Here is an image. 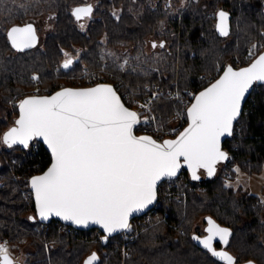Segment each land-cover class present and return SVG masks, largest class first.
Returning <instances> with one entry per match:
<instances>
[{
  "label": "trees",
  "instance_id": "trees-1",
  "mask_svg": "<svg viewBox=\"0 0 264 264\" xmlns=\"http://www.w3.org/2000/svg\"><path fill=\"white\" fill-rule=\"evenodd\" d=\"M177 1L99 0L83 29L72 15L82 0H0V238L18 246L31 245L34 250L28 264H82L91 254L97 255L96 264L124 262L122 234L105 241L107 235L99 228L77 229L58 219L40 221L29 180L52 160L40 140L30 141L27 149L2 145L4 133L15 126L19 115L16 101L29 95L36 81L51 88L45 93H52L59 85L56 65L67 74L85 65L99 69L108 60L109 75L119 79V91L131 104L124 93L128 89L134 91L132 96H140L141 89L160 81L197 93L227 65L249 64L264 50L246 61L248 47L262 36L263 0H190L174 11ZM114 9H121L120 14ZM221 10L231 17L227 36L217 30ZM42 13L50 15L54 24L43 46L38 43L23 51L12 48L7 27ZM150 35L159 45L165 44L147 53ZM68 53L74 62L66 70L62 65ZM34 76L38 79L33 80ZM178 106L181 103L175 99L157 100V109L165 113ZM224 147L230 155L219 173L193 180L183 170L161 183L159 210L165 219L145 227L130 241L132 250L124 264H226L193 239L207 236V218L231 230L228 244L217 239L215 250L227 251L236 263L264 264V200L242 184L227 185L223 180L225 171L236 175L239 169L247 173L264 170V82H256ZM23 188H29V195Z\"/></svg>",
  "mask_w": 264,
  "mask_h": 264
},
{
  "label": "snow or ice",
  "instance_id": "snow-or-ice-1",
  "mask_svg": "<svg viewBox=\"0 0 264 264\" xmlns=\"http://www.w3.org/2000/svg\"><path fill=\"white\" fill-rule=\"evenodd\" d=\"M92 12L88 5L75 8L72 15L79 21ZM218 17L217 30L227 36L228 14L220 11ZM7 38L17 51L34 47L37 39L31 24L12 27ZM152 47H157L155 42ZM72 64V59H66L62 67L68 69ZM255 82H264V54L249 67L234 70L228 66L215 83L194 97L187 109L189 126L177 139L162 144L150 136L133 134L140 123L138 113L125 107L109 85L30 96L20 102L19 118L4 133L3 143L27 149L30 141L42 139L50 149L51 166L30 181L42 220L54 215L78 225L96 224L111 235L130 230L129 217L153 203L158 181L174 177L181 159L193 180L200 179L199 169L208 177L215 174L217 163L228 159L221 150V137L232 135L241 102ZM207 224V236L193 239L212 257L236 264L227 251L213 247L217 239L227 245L230 230L211 218ZM96 260L92 254L85 264ZM0 264H12L6 242L0 244Z\"/></svg>",
  "mask_w": 264,
  "mask_h": 264
},
{
  "label": "rangeland",
  "instance_id": "rangeland-1",
  "mask_svg": "<svg viewBox=\"0 0 264 264\" xmlns=\"http://www.w3.org/2000/svg\"><path fill=\"white\" fill-rule=\"evenodd\" d=\"M82 1H83L82 7H85V6H88V5H91L92 7H95L99 3V0H82ZM189 1L190 0H179V1H177L176 3L173 4L174 11H177L179 8L186 7L188 5ZM263 3H264V0H263ZM114 11L118 15V14H120L121 9H114ZM92 16H93V14H91L90 17H82L79 20V22H78L79 25L83 29H85L88 26ZM28 21H33V22L36 23L37 33H38V36H39V38H38L39 42L38 43L41 46H43L46 38L48 37V34L51 32V30L53 28V25H54L52 19L50 18V15H48L47 13H42V14H40L38 16H34V17L29 18ZM9 27L10 26H8L7 28H9ZM261 32H262L261 38L259 40H257V41H254L252 43V45H250L248 47L249 49L247 50V54L245 55L246 61L250 60L251 58H253V56L256 54V52H258V50H260L262 47H264V27H262ZM155 39L156 38H155L154 35H150V38L148 40V44H146L147 53L152 51V49H153V47H152L153 41H157V47H155L154 49H160L159 43H158L159 40L158 39L155 40ZM249 51H250L251 55H250ZM70 56H71V53H68L66 55V58H69ZM237 59H238V63L239 64H241L243 62V59L241 57L238 56ZM122 61H123V63H127V60H125V59L122 60ZM85 68L93 69V68L85 65L78 72H69L67 74H63L60 71V65L59 64L56 65V78H57V82L59 83V85H57L56 89L60 88L61 86L76 85L78 83H83V81L81 79V76H82V73L86 71ZM94 70L99 71L101 74H103L105 76L109 75V73H110L109 70H108V72H109L108 73V72L102 71L101 68L94 69ZM219 70H220V68L217 69V73L219 72ZM115 82H119V84H120V81H119L118 78L115 79ZM158 83L164 85L165 87H176V86H178V84H176L174 86H167V85L163 84V82H160V81H158ZM49 89H51V88L47 89L46 85H43V83L41 84L39 81H36V84L32 88L30 94H45L44 91H49ZM179 89H180V87H179ZM180 91L182 93H184V94H186L188 92L189 94L188 93L187 94L189 95L190 99L186 98V102L185 103H183L182 101H178V102L181 103V106L180 107L178 106L175 109L179 108L181 110H187V107L193 101L192 98H194L196 93L192 89H187V92H183L181 89H180ZM46 93H49V92H46ZM159 99H161V98H158V100ZM20 100H21V98L16 101L17 104H19ZM169 100H173V99H169ZM16 119H17V117H16ZM2 142H3V140H2ZM2 145H4V143H2ZM221 166H222V164L219 166V169H218L217 173L220 172ZM236 168L239 169L238 166ZM226 172H230V174H231V179L230 180H226V178L223 176L224 177L223 180H224V182L227 185H235V186H237L239 184H242L246 188H248L251 192H253L254 194L260 195L261 198L264 200V170H262L260 172L247 173V172H244V171L239 169V171H238V173L236 175H234L231 171H225V173ZM201 173H202L203 177L207 176L204 171H202ZM225 173H224V175H225ZM23 189H24V193L29 195V193H30L29 188H23ZM262 220L264 221V211L262 213ZM158 221H164V219L161 218V217H157V218H153V219H151L149 221H146V222L145 221L144 222L141 221V224L138 226L139 232H137L138 233L137 237L139 236V234L141 233V231L145 227L150 226V225H152V224H154V223H156ZM196 223H199V224L202 225V227H205V224L201 220L200 221L197 220ZM223 228H227V227H223ZM227 229H229V228H227ZM230 232H231V230H230ZM205 237L206 236H204L203 238H205ZM121 241H122L121 242V249H122V254H123V260L125 262L126 257L129 256L130 251L132 249H131V245H129L128 246L129 249L127 248L126 250H124V248L122 246L123 240H121ZM215 241L213 242L214 249H215ZM5 242H6V246H7V249H8V255H9V258L11 259V261H12V264H28L27 259L29 257V253L34 250V248L31 245L28 244V245H24V246H18L16 244L11 243L10 241H8L6 239L0 238V244H4ZM263 242H264V238H263ZM125 251H127V252H125ZM219 251H221V250H219ZM124 262H123V264H124ZM236 264H241V263H236Z\"/></svg>",
  "mask_w": 264,
  "mask_h": 264
},
{
  "label": "built area",
  "instance_id": "built-area-1",
  "mask_svg": "<svg viewBox=\"0 0 264 264\" xmlns=\"http://www.w3.org/2000/svg\"><path fill=\"white\" fill-rule=\"evenodd\" d=\"M109 66L110 61L107 60L101 66V70L104 72H108ZM85 70V72H81V79L83 83H78L76 85L88 86L97 83H111L115 85L118 90V87H122L121 83L119 84V82H115V78H113V75L105 76L99 71L90 68H85ZM132 92H134L132 89H128L124 93L125 97L131 103L129 104L130 107H132L138 113V117L140 120V123H138L136 126V131L138 133L150 134L157 140L164 142L167 139L178 136L188 124L187 110H181L177 108L173 112L165 113L164 111L157 109L158 98L175 99L177 101H182L183 103L186 102V98L190 99L188 95L189 93H182L178 86L165 87L164 85L154 81L153 83L148 84L145 88L139 91V93H141L140 96H132L130 94ZM35 148H39V146L35 144ZM36 173L39 172H35L33 174ZM224 177L226 178V180H230V172H226ZM160 205L161 203L158 199L157 202L153 205V207L146 214L143 215L142 220L146 222L157 217L165 219V214L162 215V212H160L159 210ZM142 220L134 218L130 222V230L123 231L121 233L123 238L124 250L128 248L130 241H134L137 238V232L139 231L134 230L138 229V226Z\"/></svg>",
  "mask_w": 264,
  "mask_h": 264
},
{
  "label": "water",
  "instance_id": "water-1",
  "mask_svg": "<svg viewBox=\"0 0 264 264\" xmlns=\"http://www.w3.org/2000/svg\"><path fill=\"white\" fill-rule=\"evenodd\" d=\"M79 7H82V6H79ZM221 11H223V12H225V13H227L228 14V18H227V25H228V33L230 32V30H231V21H230V14L228 13V12H226V11H224V10H221ZM220 12V11H219ZM218 12V13H219ZM218 23H219V17H218ZM28 24H31L32 26H33V28L35 29V35H36V42H35V45H34V47L38 44V38H39V36H38V33H37V26H36V23L35 22H33V21H28V22H25V23H17V24H13V25H11L9 28H8V30H7V33H8V31L12 28V27H24V26H26V25H28ZM153 42H155L156 43V45H157V41H153ZM162 43H163V45L165 44V41H162ZM153 44V43H152ZM33 48V47H32ZM27 49H30V48H27ZM27 49H24V50H27ZM261 54H264V50L262 51V52H260L249 64H246V65H243V66H239V67H237V66H234V65H232V64H229V65H227L226 67H225V69L228 67V66H231L234 70H239V69H241V68H245V67H249L258 57H259V55H261ZM69 59H72L73 60V62H74V58H69ZM64 63V62H63ZM72 66V65H71ZM71 66H70V68H71ZM69 69V68H68ZM68 69H66V70H68ZM224 69V70H225ZM223 70V71H224ZM223 71H222V73L215 79V80H213L209 85H207L206 87H204V88H202L201 90H199L197 93H196V95H198L201 91H204L207 87H209L212 83H215V81L216 80H218L222 75H223ZM255 84H256V82L253 84V86L248 90V92H246L245 93V97H244V99L242 100V102H241V115H242V113H243V111H244V109H245V105H246V102L248 101V99H249V97H250V95H251V93H252V91H253V88H254V86H255ZM99 85H109V86H111L115 91H116V93H117V95L120 97V99H121V102L125 105V107H127V108H129V110H131V111H134V112H136L132 107H130L127 103H126V101L124 100V98L122 97V95H121V93L119 92V90L116 88V86L115 85H113V84H111V83H97V84H94V85H89V86H65V87H62V88H60V89H58V90H55L54 92H52V93H45V94H29V95H27V96H25V97H23L21 100H20V102L22 101V100H24V99H26V98H28V97H30V96H51V95H54L55 93H57V92H59V91H62L63 89H66V88H71V89H85V88H93V87H97V86H99ZM195 95V96H196ZM194 96V97H195ZM20 102H19V104H20ZM192 103H194V98H193V101L191 102V104ZM191 104L188 106V108L189 107H191ZM19 107V106H18ZM137 113V112H136ZM241 115L238 117V119L241 117ZM19 118V115H18V117H17V119ZM139 118V117H138ZM16 119V120H17ZM238 119H237V121H238ZM237 121H234L233 122V132H234V128H235V125H236V122ZM189 123H190V121L188 122V124L186 125V127L185 128H187L188 126H189ZM137 126V125H136ZM136 126L134 127V129H133V134L134 135H136V136H150V137H152L157 143H163V142H161V141H159V140H157L156 138H154L152 135H150V134H139V133H137V131H136ZM184 128V129H185ZM184 129L181 131V132H183L184 131ZM180 132V133H181ZM233 132H232V135H233ZM231 135V136H232ZM179 136V135H178ZM178 136H176V137H174V138H170V139H167V140H175V139H177L178 138ZM231 136H228V135H225V136H222L221 137V150L223 151V152H225L226 154H227V156H228V158H229V155H230V153H229V151L224 147V142H225V140L228 138V137H231ZM38 140H40L42 143H43V145L46 147V149L51 153V151H50V149H48V147H47V145L43 142V140L42 139H38ZM228 160V159H227ZM226 160V161H227ZM226 161H221V162H219V163H217V165H216V171H215V174L217 173V171H218V169H219V166L221 165V164H223V163H225ZM51 163H52V160H51ZM51 163L49 164V166L44 170V171H42V172H39V173H36V174H34V175H32L31 177H30V180H29V182L31 181V178L32 177H34V176H39V175H42L45 171H47V169L51 166ZM180 163H181V168L177 171V174L174 176V177H171V178H167V177H165V178H162L160 181H158V183H157V185H156V197H155V200L153 201V203L152 204H150V205H148L146 208H144L142 211H140V212H134L130 217H129V223H130V221L132 220V219H134L135 217H138V216H142V215H144L145 213H147L152 207H153V205L157 202V200H158V198H159V189H160V185H161V183L164 181V180H166V179H174V178H176V177H178L180 174H181V172L183 171V170H188L190 173H191V170L190 169H188V167H187V165L186 164H184V162H183V159H181V161H180ZM202 171H204L205 173H206V171L204 170V169H199L198 171H197V175L200 177V178H202ZM206 175H207V173H206ZM30 188H31V185H30ZM31 191H32V193H33V197H34V201H35V196H34V192H33V190H32V188H31ZM35 206H36V203H35ZM37 210V209H36ZM37 215H38V218L40 219V221H42V222H44V223H49V222H51L53 219H58L59 221H61L62 223H65V224H67V225H70V226H72V227H75V228H77V229H84V230H87V229H92V228H99L100 230H102L103 232H104V230L99 226V225H96V224H91V223H89L87 226H84V225H78V224H74L72 221H65V220H63V219H61L60 217H56V216H50L47 220H42L40 217H39V214H38V212H37ZM123 231H117V232H114V233H112L111 235H108L107 233H105L107 236H113V235H117V234H120V233H122ZM92 255V254H91ZM91 255H88L86 258H85V260H84V262L82 263V264H85V261L86 260H88V258L91 256ZM97 256V255H96ZM96 262H97V260L94 262V264H96ZM243 264H256V263H254V262H246V263H243Z\"/></svg>",
  "mask_w": 264,
  "mask_h": 264
},
{
  "label": "flooded vegetation",
  "instance_id": "flooded-vegetation-1",
  "mask_svg": "<svg viewBox=\"0 0 264 264\" xmlns=\"http://www.w3.org/2000/svg\"><path fill=\"white\" fill-rule=\"evenodd\" d=\"M221 251H224V250H221ZM225 262V261H224ZM226 263V262H225Z\"/></svg>",
  "mask_w": 264,
  "mask_h": 264
}]
</instances>
